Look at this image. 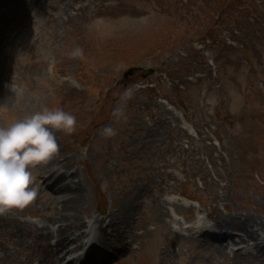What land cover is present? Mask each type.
<instances>
[{
	"label": "rangeland",
	"instance_id": "obj_1",
	"mask_svg": "<svg viewBox=\"0 0 264 264\" xmlns=\"http://www.w3.org/2000/svg\"><path fill=\"white\" fill-rule=\"evenodd\" d=\"M61 1L72 6L48 9L51 17L41 0L3 1L19 16H9L0 38V127L46 108L75 115L77 131L56 138L88 184L85 220L108 212L136 182L149 188L133 218L150 221L145 231L167 220L153 209L156 196L173 192L203 216L219 208L264 220V0ZM237 2L244 9L232 16ZM77 50L82 57L72 56ZM133 67L140 69L124 76ZM19 99L28 102L19 107ZM38 197L0 216L2 264L32 252L33 226L8 221L39 220ZM132 231L130 257L102 264H149L142 230ZM231 252L227 264H262L256 252Z\"/></svg>",
	"mask_w": 264,
	"mask_h": 264
},
{
	"label": "bare ground",
	"instance_id": "obj_2",
	"mask_svg": "<svg viewBox=\"0 0 264 264\" xmlns=\"http://www.w3.org/2000/svg\"><path fill=\"white\" fill-rule=\"evenodd\" d=\"M0 1L2 2L1 7L5 8V11L0 9L1 38L7 22H10L9 16H13V18L14 14L19 16V11L17 8H13L10 3H3L4 0ZM42 3L44 4L43 11L49 17L51 14L48 9L52 7L58 9L56 4L51 6L45 4L43 0ZM59 5L62 9L72 6L70 2L62 6L61 0L58 7ZM55 18L57 19L56 23L63 19L58 13ZM8 95L9 93L6 94V96ZM9 100L7 97L3 102L7 103ZM13 101L15 100L13 99L11 102ZM27 102L19 99V103L15 105L21 107L25 106ZM27 109L31 112L32 107L29 106ZM74 160L78 162L79 159L74 155L59 154L47 165L36 168L33 173L35 186L38 182L39 187L42 185L45 188L40 187L39 189L36 186L42 194L36 202L39 208L37 215L34 216L39 220L29 223L18 221V219L8 221V224L14 227L22 223L33 226L32 233L29 234L34 244L32 252L20 264H70L74 261L77 263L81 261V256L78 253L83 248H88V250L82 264H93L97 260L101 264L115 257L128 259L127 257L133 253L131 244L136 239L132 229H135L137 234L142 230L145 241L140 250H147L145 258L149 264H179L181 260L184 264H195L196 262L227 264L230 251H233L234 255L241 251L256 252L260 255L259 262L264 264L263 219L250 213L229 212L222 214L218 207V211L215 213L210 211L203 216L199 209L196 210L187 202L183 201L184 204H181L182 199L175 192L169 193L175 197L165 198L162 196L161 199L160 195L156 196L159 204L156 205L157 208L153 207V209L159 210V215L167 220L161 222L158 219L157 226H154L152 230L146 229L145 231L146 222L150 221L137 224L133 219L137 212L135 202L138 198L149 194V188L144 183L136 182L134 188L127 192V196L111 201L108 212H100L97 216L86 214V217L89 218L86 221L82 213L87 210L85 203L90 191L86 179L81 174L82 170L75 168L78 163H73ZM93 178L97 179V176L93 174ZM214 198L219 202L224 201L222 195ZM26 210L28 208L22 211ZM176 213L180 215L182 213L183 218L191 219V222L182 224L181 219L176 217ZM208 217L213 219V223L207 221ZM13 234L17 236L16 231ZM203 237L221 243L215 245L205 241L202 239ZM176 242L179 247L187 245V250H176L174 248ZM29 247L28 244L26 248ZM187 251L188 256H186ZM0 264H2L1 258Z\"/></svg>",
	"mask_w": 264,
	"mask_h": 264
},
{
	"label": "clouds",
	"instance_id": "obj_3",
	"mask_svg": "<svg viewBox=\"0 0 264 264\" xmlns=\"http://www.w3.org/2000/svg\"><path fill=\"white\" fill-rule=\"evenodd\" d=\"M72 56L82 57L83 51ZM13 91L20 95L23 90ZM77 128L75 115L61 108H46L0 127V216L13 209L22 211L35 202L38 189L33 169L59 156L57 132L70 136Z\"/></svg>",
	"mask_w": 264,
	"mask_h": 264
},
{
	"label": "trees",
	"instance_id": "obj_4",
	"mask_svg": "<svg viewBox=\"0 0 264 264\" xmlns=\"http://www.w3.org/2000/svg\"><path fill=\"white\" fill-rule=\"evenodd\" d=\"M252 1H254V0H244L243 2H244V3H247V2H252ZM244 3H241V4H240V3L237 2V3H236L237 6H235V7L233 8V10H230V11H229V12H230V15H232V16H236L235 13L238 12V8H239V11H243V9H244V8H243V4H244ZM236 4H235V5H236ZM183 5H184V3H183ZM237 7H238V8H237ZM234 12H235V13H234ZM230 15H229V16H230ZM233 22H234V21H233ZM230 28H231V27H230ZM223 30H224V31H227V32H230V31L232 30V28H231V30H230V29L225 30V27H223ZM226 47H230V46H226Z\"/></svg>",
	"mask_w": 264,
	"mask_h": 264
},
{
	"label": "water",
	"instance_id": "obj_5",
	"mask_svg": "<svg viewBox=\"0 0 264 264\" xmlns=\"http://www.w3.org/2000/svg\"><path fill=\"white\" fill-rule=\"evenodd\" d=\"M136 70H138V68H131L130 70H128L124 76H128V75H132ZM152 71L149 70L148 72H146V74H144V77H146L147 75H149Z\"/></svg>",
	"mask_w": 264,
	"mask_h": 264
}]
</instances>
